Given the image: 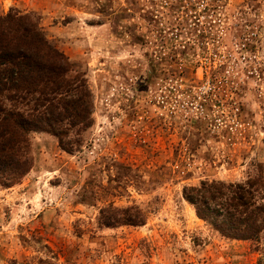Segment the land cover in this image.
Wrapping results in <instances>:
<instances>
[{"label": "rangeland", "instance_id": "obj_1", "mask_svg": "<svg viewBox=\"0 0 264 264\" xmlns=\"http://www.w3.org/2000/svg\"><path fill=\"white\" fill-rule=\"evenodd\" d=\"M82 75L93 126L67 154L31 134L34 164L0 187V264H264L182 189L264 177V0H0ZM136 206L142 226L99 212Z\"/></svg>", "mask_w": 264, "mask_h": 264}, {"label": "trees", "instance_id": "obj_2", "mask_svg": "<svg viewBox=\"0 0 264 264\" xmlns=\"http://www.w3.org/2000/svg\"><path fill=\"white\" fill-rule=\"evenodd\" d=\"M28 15L0 17V187L21 183L34 158L31 134L46 133L72 155L94 123L93 94L80 74L70 76L68 58ZM196 217L222 238L258 242L264 234V177L243 182L201 181L182 189ZM136 206L103 208L105 227L142 226Z\"/></svg>", "mask_w": 264, "mask_h": 264}]
</instances>
